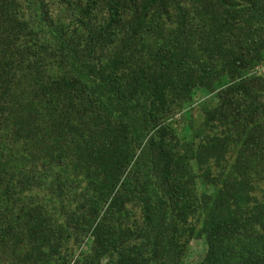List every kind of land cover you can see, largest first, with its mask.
Returning a JSON list of instances; mask_svg holds the SVG:
<instances>
[{
  "label": "trees",
  "instance_id": "16d2710c",
  "mask_svg": "<svg viewBox=\"0 0 264 264\" xmlns=\"http://www.w3.org/2000/svg\"><path fill=\"white\" fill-rule=\"evenodd\" d=\"M49 1L0 0V264H264V0Z\"/></svg>",
  "mask_w": 264,
  "mask_h": 264
},
{
  "label": "rangeland",
  "instance_id": "374dc122",
  "mask_svg": "<svg viewBox=\"0 0 264 264\" xmlns=\"http://www.w3.org/2000/svg\"><path fill=\"white\" fill-rule=\"evenodd\" d=\"M50 8L51 13L55 19L62 20L65 23H69L70 19L65 16V8L63 7L61 0H50ZM252 76H264V60L261 64L255 66L249 72ZM227 79L222 81V86L213 92H208L206 89L201 88L197 89L193 94V99L191 103L188 105L189 107L186 108L183 112L179 113L174 117V120H171L174 123L175 128L177 129L178 136L182 142H192L193 144H198L199 142L204 140V136L209 134H214L218 130L207 129L204 126V113L203 108L205 105H210L213 102L218 103L217 93L222 90V88L226 87ZM188 112L189 114L186 117L183 115L184 112ZM236 159V155L234 152H230L226 157V163H224V167H217L214 162L212 161L210 164L212 165V175L217 176L219 172L222 170H229L231 169V165L234 164ZM201 173V171H196ZM206 193L212 194L213 190L216 187H209L207 185L203 186ZM257 199H261L264 196V180H259L257 182V190L253 194ZM92 236L89 235L88 238L82 242L80 246L74 245L72 242L69 245V248H73L75 252L74 259L69 264H74L75 259L81 254L87 255L90 250V246L92 244ZM207 248L205 242L203 240L193 239L190 243L187 255L185 257V262L187 264H193L201 262L206 256Z\"/></svg>",
  "mask_w": 264,
  "mask_h": 264
}]
</instances>
